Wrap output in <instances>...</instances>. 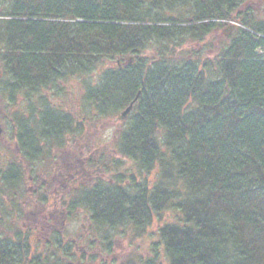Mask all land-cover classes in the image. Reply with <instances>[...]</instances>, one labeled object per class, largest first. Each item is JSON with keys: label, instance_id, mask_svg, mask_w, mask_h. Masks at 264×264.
I'll use <instances>...</instances> for the list:
<instances>
[{"label": "trees", "instance_id": "16d2710c", "mask_svg": "<svg viewBox=\"0 0 264 264\" xmlns=\"http://www.w3.org/2000/svg\"><path fill=\"white\" fill-rule=\"evenodd\" d=\"M247 1L3 2L0 98L9 99L0 124L12 128L18 150L0 169V264H67L63 257H74L76 237L63 226L43 248L22 222L34 204L28 175L43 185L34 192L49 204L53 148L82 139L89 116L83 107L74 118L47 96L72 77L84 82L81 105L102 116L124 110L138 94L114 140L129 165L95 158L81 140L88 174L76 168L72 175L87 179L67 191L61 184L54 201L70 219H88L91 255L84 262L99 248L112 253L119 236L148 234V257L127 255L121 264H264V17L239 10ZM232 20L237 26L212 56L204 46L187 51V43L208 45V36ZM34 99L37 120L20 108ZM169 211L175 221L149 232Z\"/></svg>", "mask_w": 264, "mask_h": 264}, {"label": "rangeland", "instance_id": "374dc122", "mask_svg": "<svg viewBox=\"0 0 264 264\" xmlns=\"http://www.w3.org/2000/svg\"><path fill=\"white\" fill-rule=\"evenodd\" d=\"M4 1L5 0H0V6L3 5ZM247 7L253 9L259 16L264 17V0H249V2L247 1V3L245 2V4L240 5L239 10H246ZM164 10L165 13L169 15L171 13L173 15H177L178 12L175 7H172L171 9H167L165 7ZM229 22L230 24L228 26L218 28L217 30L213 31V34L208 36V45L198 44L195 42L189 44L187 43V51H189L192 47L201 48L204 46V55L212 56L214 54L213 50L218 47L219 43L223 41V38L229 35L238 24L234 20ZM112 65L113 63L110 61L105 63V67ZM101 69H103V67H101ZM101 69L97 72V75L101 72ZM1 75L2 73L0 72V76ZM95 79L96 76L94 77V80ZM58 84L60 87L62 86L64 90L62 92L57 90L56 93L54 90H49L50 93H47L49 99L67 112H70L74 118H79V115L76 116V113L82 107L85 112L84 115H89L86 118L82 117L84 119L82 120L83 133L81 139L84 140L82 141L83 145L93 151V156L95 158L105 154L102 156L107 158V160H116L118 164L124 162L122 166H128V160L118 155L116 151H114V140L118 138L121 127L120 125L124 124V122L118 118L120 112L111 116H102L88 104L81 105L82 95L85 89L83 88L84 82L77 77L68 78L66 81H60ZM53 91L55 95L52 96ZM41 93L43 92L41 91ZM8 99L5 97V95H2L0 98V118L1 114L4 115V113H6V108H4L3 105ZM18 99L20 104L24 100L23 96L21 95L18 96ZM38 102V99H34L33 104L29 105L25 103L20 107L25 116L31 120H37L38 118L39 112L41 110V106ZM72 104L73 108L71 109ZM7 107L11 111L14 108L10 105ZM4 130L3 136H0V169L3 170L7 168L9 161L15 157L18 150V142L17 140L14 141L12 138V128L8 127V130L7 128H4ZM81 140H77L76 137L75 139L69 138L67 140L68 143L65 142L60 148H53L52 152L54 154V158L57 160L55 164L56 170H53L49 175V178L53 180L52 187H49L48 192L46 191V193H50L51 202L49 204L43 203L41 198L34 192L36 189H41L43 185L38 187L39 185L37 186L34 184V177L32 175H28L29 180L27 184L29 187L30 199L34 202V204L31 208L26 209L24 213V219L22 221L25 232L31 235V241L39 242L43 248L48 241L47 238L50 236V234H52V232L60 233L62 236V229L64 227L67 231H69L70 234H73V236L76 237L75 243L77 245V249L72 248L71 256L74 255L72 259L63 257V263L67 264H77L80 261L84 262L86 257L91 255V251L85 252V249L88 245L86 235L91 237V233L87 228L88 219H86V217H84L82 214L79 218L70 219L66 211L60 207L59 202L54 204V201L58 199L59 196H62L64 191L70 190L71 184H73L72 188H75L82 180L87 179L86 176H81L79 174L76 176V179H74V176L72 175V172L76 173V168H82V170H84L83 157L79 155V144L81 143ZM84 172L88 174L87 171L84 170ZM66 174L71 181L65 178ZM100 175L104 176L105 178L109 177L108 172H101ZM154 177L155 173H152L150 178L153 180ZM61 184L66 186L64 191L60 187ZM64 196L65 193L63 197ZM160 218L161 220L156 219L154 221L149 229V232L156 231L158 227L165 222L167 223L175 221L176 215L174 212L169 211L163 213L162 217ZM80 235H83V237L79 239L78 237ZM128 236H119L115 239L112 253L111 251H103L100 248L99 250L96 249V254H94L93 260L89 263L84 262V264H121L127 255H131L135 258H137V255H139L142 259H144L146 256L148 257L150 254L149 235L147 234L146 236L139 239H132L130 237L128 238ZM91 246L93 247L95 245L92 244ZM81 251L85 252L84 256H82ZM59 253L61 254L62 252Z\"/></svg>", "mask_w": 264, "mask_h": 264}, {"label": "water", "instance_id": "95a60500", "mask_svg": "<svg viewBox=\"0 0 264 264\" xmlns=\"http://www.w3.org/2000/svg\"><path fill=\"white\" fill-rule=\"evenodd\" d=\"M136 100V99H135ZM134 100V101H135ZM133 101V102H134ZM133 102H131L129 105H128V107H126L125 108V110H123L122 112H121V114L119 115V118L120 119H124L125 117H126V115L128 114V112L131 110V108H132V106H133ZM2 131H3V129H2V127L0 126V134L2 133Z\"/></svg>", "mask_w": 264, "mask_h": 264}, {"label": "bare ground", "instance_id": "6f19581e", "mask_svg": "<svg viewBox=\"0 0 264 264\" xmlns=\"http://www.w3.org/2000/svg\"><path fill=\"white\" fill-rule=\"evenodd\" d=\"M171 15H173V14L171 13ZM174 24L178 26V25H179V22H176V21H175ZM180 24H181V23H180ZM182 24H183V23H182Z\"/></svg>", "mask_w": 264, "mask_h": 264}]
</instances>
